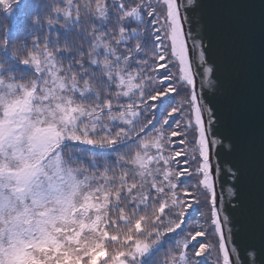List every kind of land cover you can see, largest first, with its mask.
Here are the masks:
<instances>
[{
	"label": "snow or ice",
	"instance_id": "1",
	"mask_svg": "<svg viewBox=\"0 0 264 264\" xmlns=\"http://www.w3.org/2000/svg\"><path fill=\"white\" fill-rule=\"evenodd\" d=\"M253 0H0V264H264L259 141L211 98L246 77ZM232 78H221V69Z\"/></svg>",
	"mask_w": 264,
	"mask_h": 264
},
{
	"label": "water",
	"instance_id": "2",
	"mask_svg": "<svg viewBox=\"0 0 264 264\" xmlns=\"http://www.w3.org/2000/svg\"><path fill=\"white\" fill-rule=\"evenodd\" d=\"M254 7L249 10V33L246 40L247 65L246 77L242 86L237 88L233 84L234 92L226 95H217L211 98L221 116V125L218 128L220 136L224 137V148L220 152V160L225 167L233 160L235 152L227 151L228 142L240 139H255L258 143L262 111L260 101V32H259V0H253ZM221 78H232L228 72L221 69ZM238 230H234V242L244 252L255 248L259 251L264 247V238L261 236L259 219L243 215L237 217Z\"/></svg>",
	"mask_w": 264,
	"mask_h": 264
}]
</instances>
